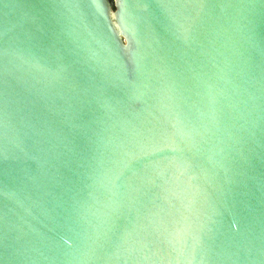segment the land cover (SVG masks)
I'll list each match as a JSON object with an SVG mask.
<instances>
[{"label":"water","instance_id":"obj_1","mask_svg":"<svg viewBox=\"0 0 264 264\" xmlns=\"http://www.w3.org/2000/svg\"><path fill=\"white\" fill-rule=\"evenodd\" d=\"M0 264H264V0H0Z\"/></svg>","mask_w":264,"mask_h":264}]
</instances>
